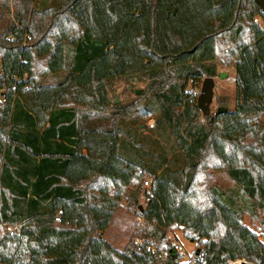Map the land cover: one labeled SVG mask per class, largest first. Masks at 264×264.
Wrapping results in <instances>:
<instances>
[{
    "label": "trees",
    "instance_id": "trees-1",
    "mask_svg": "<svg viewBox=\"0 0 264 264\" xmlns=\"http://www.w3.org/2000/svg\"><path fill=\"white\" fill-rule=\"evenodd\" d=\"M15 5V21L0 19V264H185L171 238L178 228L196 242L201 264H264V242L245 222L247 215L264 227L258 3ZM218 63L237 67L238 100L234 109L221 102L227 110L211 117L191 88L216 76ZM134 77L146 84L134 116L158 112L160 151L146 147L154 140H140V149L123 139L121 122L134 116L110 91L115 80ZM139 126L126 131L141 138ZM217 170L232 185L215 183ZM146 178L153 182L143 192ZM123 200L143 223L120 250L104 233Z\"/></svg>",
    "mask_w": 264,
    "mask_h": 264
},
{
    "label": "rangeland",
    "instance_id": "rangeland-1",
    "mask_svg": "<svg viewBox=\"0 0 264 264\" xmlns=\"http://www.w3.org/2000/svg\"><path fill=\"white\" fill-rule=\"evenodd\" d=\"M7 3L4 4L3 0H0V19H11L15 21V10L17 6L15 5L16 0H5ZM256 16H259L256 15ZM222 73H225V76L222 77ZM237 67L235 65L226 66L222 63H218V72L217 75L214 76V87H213V97L212 100L208 104V108L211 111V117H213L218 108L221 105V102H226L229 105L230 109L236 108L237 100H238V89H237ZM206 78V77H205ZM199 83H195L192 85L191 90L197 95L198 97L201 93L203 81ZM145 81H138L135 77L132 79L127 78H119L115 80L113 86L110 91L111 99H115V96L119 100L116 104H122L123 106L127 107V110L131 111L130 115L136 114L134 109L141 108V94L145 88ZM141 90V93H136L137 90ZM0 100L3 101L2 96L0 95ZM132 103H134L132 105ZM157 111H155V115L146 121H143L141 116L135 115L134 119L129 121H122L121 126L122 128L126 127L128 130L130 128L131 133L135 134L134 127L141 123L139 126L141 131V138L137 135H130L128 131L125 130L124 138L127 143H132V141L139 145L141 149V142H149L154 140L152 144L147 145L146 147L149 150H156L160 151V145H163L164 142L157 136L156 132V119L155 116L157 115ZM155 123L154 127H151V123ZM126 125V126H125ZM260 126H264V118L260 121ZM145 136H148L145 138ZM137 139V141H135ZM123 152V150H122ZM143 152V151H142ZM143 156L146 159H149L152 162H155L157 159V155L153 153H143ZM215 174V183L224 186L232 185V182L227 175L226 171L217 170L214 172ZM152 179V178H146ZM142 191H149L148 187L144 184ZM148 198L145 195L140 196V206L142 205L145 207L147 205ZM140 209L130 205L126 200H123L121 206L115 213V216L109 226V228L105 231L104 236L105 238L112 244L115 245L120 250H125L129 241L133 237L136 232L137 226L140 223H143V218L139 215ZM245 222L251 227V229L257 231L260 239L264 242V227L261 226L257 221L253 222L249 216H245ZM171 238L175 244L180 245L183 247L181 255L183 256V263H187L188 261H195V259H202V253H200V249L197 248L196 242H193L186 238L183 234V231L178 228L174 230L171 234ZM140 242L139 239H137ZM245 260V259H239ZM247 261V260H245ZM249 262V261H247ZM235 263V262H231Z\"/></svg>",
    "mask_w": 264,
    "mask_h": 264
},
{
    "label": "water",
    "instance_id": "water-1",
    "mask_svg": "<svg viewBox=\"0 0 264 264\" xmlns=\"http://www.w3.org/2000/svg\"><path fill=\"white\" fill-rule=\"evenodd\" d=\"M258 5L260 6V10L264 13V0H255ZM225 76V73H222V77ZM213 87H214V77H206L202 84L201 93L198 97V103L201 109L207 110L209 102L212 100L213 97ZM136 93L140 94L141 90H137ZM115 103H118L119 100L115 96ZM227 107L220 106L217 110L218 113L226 111ZM242 264H253L252 262H247L245 260L242 261Z\"/></svg>",
    "mask_w": 264,
    "mask_h": 264
},
{
    "label": "built area",
    "instance_id": "built-area-1",
    "mask_svg": "<svg viewBox=\"0 0 264 264\" xmlns=\"http://www.w3.org/2000/svg\"><path fill=\"white\" fill-rule=\"evenodd\" d=\"M254 21L258 22L262 27H264V19H263V17L261 15L256 16L254 18ZM150 126L154 127L155 123L154 122L151 123ZM152 182H153L152 179H148V180L145 181V185L148 187L149 191L151 190ZM18 228H19V224H12V225H9L7 229H8L9 232L14 233ZM175 248H176V250L178 252H182V250H183V247L180 246V245H177V244H176ZM151 250H152L153 253H155V255L157 257H160V258H163V259H167L169 257V252L168 251L159 252V251H157L156 247H153ZM241 263H242V260H237V261H235L234 264H241ZM186 264H201V262H200V259H195V261H188Z\"/></svg>",
    "mask_w": 264,
    "mask_h": 264
},
{
    "label": "bare ground",
    "instance_id": "bare-ground-1",
    "mask_svg": "<svg viewBox=\"0 0 264 264\" xmlns=\"http://www.w3.org/2000/svg\"><path fill=\"white\" fill-rule=\"evenodd\" d=\"M242 264V263H241Z\"/></svg>",
    "mask_w": 264,
    "mask_h": 264
},
{
    "label": "crops",
    "instance_id": "crops-1",
    "mask_svg": "<svg viewBox=\"0 0 264 264\" xmlns=\"http://www.w3.org/2000/svg\"><path fill=\"white\" fill-rule=\"evenodd\" d=\"M115 246V245H114Z\"/></svg>",
    "mask_w": 264,
    "mask_h": 264
}]
</instances>
